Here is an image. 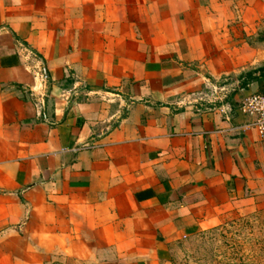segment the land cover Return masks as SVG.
Returning a JSON list of instances; mask_svg holds the SVG:
<instances>
[{"label":"crops","instance_id":"crops-1","mask_svg":"<svg viewBox=\"0 0 264 264\" xmlns=\"http://www.w3.org/2000/svg\"><path fill=\"white\" fill-rule=\"evenodd\" d=\"M259 21L264 0H0V264H169L264 205L238 110L264 93Z\"/></svg>","mask_w":264,"mask_h":264},{"label":"rangeland","instance_id":"rangeland-1","mask_svg":"<svg viewBox=\"0 0 264 264\" xmlns=\"http://www.w3.org/2000/svg\"><path fill=\"white\" fill-rule=\"evenodd\" d=\"M239 4L236 5L238 7ZM232 18L241 23L247 16ZM222 19L224 16L221 17ZM229 21V19H227ZM233 23V24H234ZM258 25V28H257ZM254 31L242 32L240 40L251 44L264 32V21L254 23ZM264 46V42H260ZM208 92V90H206ZM169 264H264V205L238 214L221 225L195 233L171 244Z\"/></svg>","mask_w":264,"mask_h":264},{"label":"built area","instance_id":"built-area-1","mask_svg":"<svg viewBox=\"0 0 264 264\" xmlns=\"http://www.w3.org/2000/svg\"><path fill=\"white\" fill-rule=\"evenodd\" d=\"M30 63L26 66L27 72L33 80V86L29 89V94L34 98V108L39 113L44 97L46 78L42 63L35 57L30 58ZM239 112L248 118L243 128L254 131L258 139L264 138V93L253 94L239 103Z\"/></svg>","mask_w":264,"mask_h":264},{"label":"trees","instance_id":"trees-1","mask_svg":"<svg viewBox=\"0 0 264 264\" xmlns=\"http://www.w3.org/2000/svg\"><path fill=\"white\" fill-rule=\"evenodd\" d=\"M257 40H258V41H261V42H264V32L261 34L260 37H258ZM258 72H259L260 76H263V77H264V68H260V69H258ZM245 77L247 78V80H250V79H251L250 73H247V74L245 75Z\"/></svg>","mask_w":264,"mask_h":264}]
</instances>
